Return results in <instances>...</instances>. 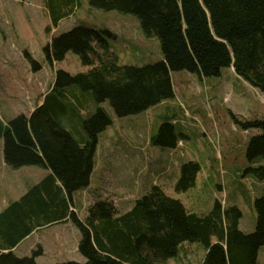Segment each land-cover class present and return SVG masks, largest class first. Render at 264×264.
I'll list each match as a JSON object with an SVG mask.
<instances>
[{
	"label": "trees",
	"instance_id": "16d2710c",
	"mask_svg": "<svg viewBox=\"0 0 264 264\" xmlns=\"http://www.w3.org/2000/svg\"><path fill=\"white\" fill-rule=\"evenodd\" d=\"M90 2L136 15L142 33L160 39L163 59L121 64L106 37L113 34L88 26L74 27L45 46L50 62L74 51L92 67L76 74L59 70L42 104L29 116L22 113L6 123L0 119L5 162L13 169L34 165L49 170L0 211V264H38L36 258L43 254L40 244L31 255L19 256L13 249L36 229L67 220L80 230L79 251L86 261L54 264H165L178 256L185 242L205 247L201 264H260L264 195L254 199L256 227L249 233L239 227L243 212L238 205L225 206L217 199L208 212L199 214L157 185L128 211L119 213L111 201L98 199L84 218L75 210V195L89 186L100 134L113 123L104 102L119 117L136 115L175 96L173 71L187 70L204 78L222 76L226 67L264 92V0ZM46 4L53 27L74 10V0H46ZM33 64L39 68V62ZM89 101L95 108L83 115ZM234 118L244 129L258 131L249 139L250 163L264 159V118ZM177 143L169 120L151 137V144L159 147L174 148ZM200 170L196 161L183 164L176 191L193 187ZM246 172L264 179V165H250Z\"/></svg>",
	"mask_w": 264,
	"mask_h": 264
},
{
	"label": "rangeland",
	"instance_id": "374dc122",
	"mask_svg": "<svg viewBox=\"0 0 264 264\" xmlns=\"http://www.w3.org/2000/svg\"><path fill=\"white\" fill-rule=\"evenodd\" d=\"M90 1L74 0L73 12L53 27L46 0H0L2 119L4 116L7 120L12 115L6 111L11 106L17 113L22 111L20 114L29 116L39 102L38 95L42 101L59 70L76 74L92 67L84 65L74 51H69L63 60L50 62L47 58L45 46L74 27L88 26L111 32L113 36L106 37L121 64L143 65L163 59L160 39L145 36L136 15L97 8ZM32 60L39 62V68H35ZM171 77L175 96L139 114L119 117L108 101L102 104L113 123L100 134L94 172L89 186L76 193L75 210L84 218L92 203L107 199L122 213L157 185L169 196L181 200L189 211L199 214L208 212L217 199L225 206L238 205L243 212L240 229L253 232L256 227L254 199L264 195V179L246 171L250 165H264V159L258 157L254 164L250 163L248 143L258 131L244 129L234 115L241 121L263 119L264 92L230 67L223 69L222 76L201 78L180 70L173 71ZM94 108L89 101L81 112L87 115ZM166 120L174 125L178 137L174 148L151 144L152 135ZM3 147L4 142H1V158ZM189 161L198 162L201 170L193 187L177 192L175 186L181 167ZM22 168L11 172L29 177L40 170L34 165ZM1 198L0 192V202ZM73 226L45 230L25 241L17 253L31 255L42 242L46 250L43 247V254L36 258L38 264L84 262L86 258L79 251L81 233ZM54 232H57V240L59 237L65 240L67 253L64 256L58 255L54 248L51 236ZM205 254L201 243L185 242L178 256L165 264H201ZM262 260L264 263V248Z\"/></svg>",
	"mask_w": 264,
	"mask_h": 264
},
{
	"label": "crops",
	"instance_id": "0c3cea01",
	"mask_svg": "<svg viewBox=\"0 0 264 264\" xmlns=\"http://www.w3.org/2000/svg\"><path fill=\"white\" fill-rule=\"evenodd\" d=\"M232 68L233 71H235V69L233 67ZM236 73V72H235ZM38 104L34 106V108H36L37 106L41 105L43 100L40 101L39 99V95H38ZM20 107H18L17 109H19ZM13 109V110H12ZM16 108L14 106H11L10 108H7V112L9 114H12L9 119H4L5 117L3 116V119L1 118L0 115V119L3 120L4 123H6L7 121H9L10 119L14 118L15 116H17L19 113H17ZM33 111V109L31 110ZM30 111V112H31ZM100 139V138H99ZM1 142H3V139H0V144ZM99 145V144H98ZM0 164L2 165V167H0V170H5L7 173L3 174L0 172V176H2L1 180H0V192L2 193L3 199L0 202V211H2L11 201L16 200L18 198H20L28 189L29 187H31L32 185H34L35 183L39 182L46 174L49 173L48 169H43L40 168V170H36L37 173L29 176V177H25V176H21L20 174H14L12 171L13 168H11L6 162H5V158H4V152H3V157H0ZM21 169H23L21 167ZM20 168H18L17 171H21ZM242 220V218H241ZM241 220H240V224L241 225ZM72 221H64V222H60V223H56L50 226H46L43 228H39L36 229L35 231H33V233H31L29 236H27L23 241H21L14 249V253L19 255V256H24V255H20L17 253L18 249L25 243V241H28L29 239H31L33 236L35 235H39L41 233H43L45 230H49L52 228H56V227H61V226H67L69 224H71L72 226L74 224L71 223ZM74 227V226H73ZM51 236L53 237V243H54V248L57 251L58 255L64 256L66 255V245H65V240L61 239V237L58 238L57 240V232L51 233ZM59 236V235H58ZM213 241H216V239L214 238ZM40 245L42 247L45 248V244L40 242ZM264 248V246L260 249L259 251V262L260 264H264L263 260H262V249ZM46 250V248H45Z\"/></svg>",
	"mask_w": 264,
	"mask_h": 264
}]
</instances>
